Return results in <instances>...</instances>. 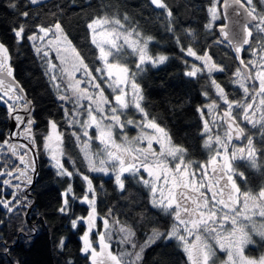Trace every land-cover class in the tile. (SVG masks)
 <instances>
[{
  "label": "snow or ice",
  "instance_id": "6c2138e0",
  "mask_svg": "<svg viewBox=\"0 0 264 264\" xmlns=\"http://www.w3.org/2000/svg\"><path fill=\"white\" fill-rule=\"evenodd\" d=\"M28 3L37 5L40 0H28ZM150 3L171 20L173 13L165 0H150ZM259 4L264 8V0H259ZM10 7L17 6L13 3ZM229 7L233 9V16L239 17L232 20L239 31L230 33L229 24L222 23L219 25L221 39L217 43L227 42L237 54L239 67L235 69L231 82L240 91V98L229 99L225 88L213 78V73L223 72L224 68L216 64L206 51L201 55L190 46L186 50L181 48L188 57L202 62V67L193 64L185 74L193 78L206 74L209 87L214 89L216 96V99L197 109L203 122L202 132L207 136L204 142L210 153L207 163L186 160L187 150L174 144L166 129L155 119H149L141 103L144 97L136 82V73L129 68L126 57L137 58L135 67L139 71H143L148 64H163L168 57H153L149 52V43L153 38L143 36L135 27H127L126 15L123 21L115 15L105 14L93 17L87 23L90 43L98 50L97 60L101 62L95 68L96 75L58 21L48 26L36 25V31L31 35L26 34L23 23L13 28L17 41L27 39L34 43L36 53L49 70L52 86L60 93L58 99L68 105L64 108L67 124L80 130L73 131L72 136L80 145L88 170L111 174L121 192L125 190L126 179L141 185L147 190L152 207L158 209L169 222L166 232L153 229L139 250L134 240V229L122 225L111 209L109 216L102 218V230L96 229L93 182L77 169L76 174L81 175L87 184L86 194L80 202L89 205L90 211L87 216L73 219L71 223L73 228L80 222L86 223L82 252L90 258V264H140L145 247L160 237L177 242L186 258L185 264H264V253L258 257L246 254L248 246L255 244L253 235L264 241V189L255 194L249 190L242 191L234 177L239 176L245 184L246 179L243 173L235 171L233 165L235 160L240 159L248 161L251 167H257V149L241 123L256 129L264 138V42L256 48L252 46L254 32L264 41V11L257 10L254 0H211L207 8L210 20L206 27L212 29L216 27L217 20L227 18ZM19 15L27 18L29 12L23 11ZM168 30L173 31L171 24ZM245 46L253 57L247 63L240 55ZM257 49L260 55H257ZM52 52L58 63L53 61ZM10 60L8 47L0 42V101L7 106L16 129H19H14L0 141V156L5 155L7 150L6 154L18 161L6 171L0 170V176L14 177L31 184L29 173L35 171L32 154L37 150L33 131L35 120L31 101L14 80ZM9 78H12L11 81ZM101 83L111 90V100L105 95V87ZM203 94L208 96L207 92ZM205 109L212 116L211 121L204 119ZM129 110L139 113L141 119L129 118ZM128 126L139 129L137 135L130 138L125 131ZM92 129H95V140L100 145L95 152L91 147ZM213 129L223 131L213 134ZM17 138H23L28 143L11 142ZM234 140L244 141V146L236 147ZM154 145L159 147V151ZM43 148L57 169V175L69 178L74 175L62 162L66 155L64 133L55 121H49ZM0 184L17 190L21 188V184L13 185L10 179L0 181ZM62 195L59 211L66 214L70 211L69 196L75 198L71 186ZM16 198V193H13L12 199ZM0 206L13 211L11 200L0 199ZM94 229L96 246L90 239ZM113 240L118 245H125L124 250L114 251ZM60 244L63 246V241ZM218 253L225 254L222 262Z\"/></svg>",
  "mask_w": 264,
  "mask_h": 264
},
{
  "label": "trees",
  "instance_id": "16d2710c",
  "mask_svg": "<svg viewBox=\"0 0 264 264\" xmlns=\"http://www.w3.org/2000/svg\"><path fill=\"white\" fill-rule=\"evenodd\" d=\"M165 2L172 10L171 20L150 0H41L37 5H30L28 0H0V42L9 49L15 81L32 103L37 149V170L34 178L31 177L32 184L25 186L22 180L0 176V181L10 179L13 185L21 184L19 190L0 184V199L11 200L13 208V211H8L0 206V264H90L89 258L81 252L79 239L84 223H78L75 228L71 223L73 219L87 216L90 211L87 204L77 200L86 194L87 188L81 175L76 174L77 169L92 179L97 216L107 217L111 209L120 223L134 229L137 242L143 241L153 229L165 232L169 228V222L158 209L152 207L149 195L141 185L126 179L125 190L121 192L110 176L88 170L79 145L72 136L73 128L67 124L64 108L68 105H63L56 97L45 62L35 53L30 41H17L13 33V28L21 23L26 27V34L31 35L36 31V25L48 26L58 21L96 75L95 68L100 62L97 60V49L90 43L87 23L93 17L105 14L115 15L121 20L126 15L127 27H135L143 36L153 38L149 43V52L168 57L163 64L145 66L138 75L136 81L144 97L142 106L151 119L166 129L173 143L185 148L192 158H204L197 107L202 103V93L209 90V81L206 74H198L194 78L185 74L189 58L181 48L186 50L190 46L201 55L206 51L216 64L224 68L223 72L213 73V78L225 88L230 99L238 98L230 81L239 67V60L228 43H217L221 39L218 25L212 29L206 27L209 22L207 8L211 0ZM13 3L16 8L10 7ZM23 11L29 12L27 18L19 15ZM169 24L173 31L168 30ZM240 55L246 61L245 51ZM126 61L131 64L130 56ZM8 113L7 106L1 101L0 141L8 136ZM49 121H55L64 133L66 155L62 162L69 171H73L71 178L57 175V169L51 165L43 150ZM255 145L259 147L263 159L264 145L261 146L259 141ZM6 151L0 156V165H3L0 170L4 171L18 164L16 158L8 156ZM236 166L244 172L252 189L264 184V168L253 173L244 163ZM69 186L75 198L69 196L70 211L65 214L59 209L62 193ZM13 193H16V199H12ZM89 196L92 194L89 193ZM32 200L34 204L28 210ZM185 259L174 241L160 237L144 249L140 264H185Z\"/></svg>",
  "mask_w": 264,
  "mask_h": 264
},
{
  "label": "rangeland",
  "instance_id": "374dc122",
  "mask_svg": "<svg viewBox=\"0 0 264 264\" xmlns=\"http://www.w3.org/2000/svg\"><path fill=\"white\" fill-rule=\"evenodd\" d=\"M40 1H41V0H40ZM221 2H223V0H221ZM254 2H255L256 5H257V10H258V11H264V8H261V6H260V4H259V0H254ZM208 16H209V13H208ZM209 20H210V17H209ZM122 21H123V20H122ZM208 23H209V22H208ZM222 23H224V19H223V20H217V21L215 22V24L218 25V28H219V25H221ZM49 38H50V37H49ZM252 39L254 40V42H253V44H252V46H253L254 48H256L261 42H264V41H262V40L260 39V37L257 36V34H256L255 32L253 33V38H252ZM30 43H31V46H32L33 50L35 51L34 43L31 42V41H30ZM35 43H36L37 46L39 45V42H35ZM226 43H227V42H226ZM35 53H36V51H35ZM97 53H98V50H97ZM36 54H37V53H36ZM150 54H151V53H150ZM245 54L247 55V59H246V61H245L246 63L248 62V60L253 59V57L250 55V52L248 51V46H245ZM37 55H38V54H37ZM151 55H152L153 57H156V56H160L161 54H151ZM185 55H186V52H185ZM257 55H260L258 49H257ZM38 56H40V55H38ZM40 57H41V56H40ZM186 57L189 58V61H188V70H187V71H190V70H191V65H193V64L197 65L198 67H202V62H201V61H197V60H195L194 57H188L187 55H186ZM41 58H42V57H41ZM127 58H128V57H126V59H127ZM52 59H53L54 62H57V63H58V61H56V59H55V53H54V52H52ZM130 60H131V64H130V62H127V63H128V66H129V68L132 70V72L136 73L135 79H137L138 75H139L140 72H141V71L137 70L136 67H135V64H136V62H137V58L134 57V56H130ZM43 61H44V60H43ZM100 63H101V62H100ZM148 65L152 66L151 64H148ZM148 65H145V66H148ZM157 65H158V64H157ZM145 66H144V67H145ZM45 68H46V72H47V74L49 75V70H48V68L46 67V65H45ZM49 78H50V75H49ZM233 78H234V77H232L231 81L233 80ZM50 80H51V79H50ZM231 81H230V82H231ZM136 82H137V81H136ZM51 83L53 84L52 81H51ZM231 85H232V87L234 88V90L237 91V94H236V95L238 96V98H240L241 93H240V91L238 90L237 86H235L232 82H231ZM101 86H102V87H105V85H104L103 83H101ZM52 88H53V90H54V92H55L56 97L58 98V95H59L60 93H59L54 87H52ZM205 92L208 93V96H205V95L203 94V93H205ZM203 93H202V94H203L202 96H203V99H204V100H203V103L198 107V109H199V108H202V107H204L206 104L210 103L212 99H216L214 89H211L210 87H209V90H208V91H204ZM105 95L108 96V99H109V100L112 99L111 90H110V89H107L106 87H105ZM238 98H237V99H238ZM5 99H6V98H5ZM229 99H230V98H229ZM0 102H1V101H0ZM61 102H62L63 105H66L65 102H63V101H61ZM218 102H219V101H218ZM141 103H142V102H141ZM220 107H221V109H223L224 105L221 103ZM128 116H129V118H132V119H134V120H139V119H141L140 114H139V113H136L134 110H129V112H128ZM199 116H200V120H201V128H200L201 146H202L203 151L205 152V157H204V159L199 160V159H196V158H192V157H190V156L188 155V153H187L185 159H186V160L190 159V160H192V161L199 162V163H207V160H208V158H209L210 153H209V150L204 146V142H205L207 136H206L205 134H203V132H202V129H203V122H202V118H201V115H200V114H199ZM148 117H149V116H148ZM122 119H123V117H122ZM149 119H151V118L149 117ZM204 119H208L209 121H211V119H212V116L209 115L207 109H205ZM238 119H239V118H238ZM240 126H241V127H244L246 135L251 136V137L253 138V142H254V144H255L256 141H259V142H261V146L264 145V138H262V137L259 135V133H258V131H257L256 129H252L251 126H249V125H247V124H245V123H241ZM48 131H49V130H48ZM73 131H80V130H79L77 127H73ZM125 131L127 132L128 136L131 138V137L137 135L139 129H136V128H134L133 126H128V127L125 129ZM222 131H223V129H213V134H216L217 132H222ZM251 131H253V134H251ZM47 133H48V132H47ZM90 135L93 136V141H92L91 147H92V150L95 152V151L100 147L99 142L95 140V135H96V133H95V129L90 130ZM44 137H45V136H44ZM116 138H117L118 141L120 140V136H119L118 133H117ZM43 144H44V138H43ZM174 144H175V143H174ZM233 144H234L236 147H243V146H244V141H238V142L233 141ZM176 145H177V144H176ZM214 146H215V145H214ZM154 147L157 149V151H159V147H158L157 145H154ZM255 147H256V149H257V167H251L248 161H246V160H240V159L235 160V161L233 162V165H234V164L236 165V164L244 163L245 165H247V167H248L249 169L252 170L253 173H258L259 171L263 170V168H264V158L262 159L263 154L259 153V147H257V145H255ZM79 149H80V145H79ZM43 150H44V148H43ZM44 152H45V154H46V157L49 159L51 165L53 166V162L51 161L50 156L46 153L45 150H44ZM80 152H81V151H80ZM231 152H232V148L230 147V148H229V154H231ZM81 154H82V157H83V153H82V152H81ZM83 159H84V158H83ZM84 162H85V161H84ZM85 164H86V162H85ZM235 165H234V169H235ZM236 172L239 173L240 171H236ZM94 173H96V172H94ZM100 174H103V173H100ZM103 175H104V174H103ZM105 176H110V177L113 179V182H114V177H113L111 174H109V175H105ZM234 178L237 179L238 176H236V177H234ZM114 184H115V182H114ZM115 185H116V184H115ZM116 186H117V185H116ZM261 189H264V188H261ZM261 189H260V190H261ZM146 191H147V190H146ZM249 191H251V190H249ZM62 194H63V193H62ZM80 198H82V197H80ZM80 198H77V200H78L79 202H80ZM88 206H89V205H88ZM107 215L109 216V214H107ZM108 216H107V217H108ZM102 218H104V217H99V216H97V219H96V221H95L96 229H100V230H102ZM257 219L259 220L260 218H257ZM110 222H111V219H110ZM83 223H84L83 231L79 234V239H80V242H81V252H82V247H83L82 237H83L85 231L87 230L86 223H85V222H83ZM121 224H122V223H121ZM122 225H124V224H122ZM168 229H169V228H168ZM168 229H167V230H168ZM167 230H166V231H167ZM152 231H153V230H151L149 233H147V234L145 235V238H144L143 241H141V242H137V241L135 240V238H134V240H135V242H136V244H137V250H139L140 246L143 245V244L145 243L146 238H147L149 235H151ZM159 231H160V232H163V231H161V230H159ZM166 231H165V232H166ZM91 236H92L93 239H91ZM252 238H253V240L255 241V244H254V245H249V246H248V249H246V254L251 255V256H253V257H258L261 253H264V241H261V239H260L259 236H257V235H253ZM90 239H91L92 242H93V246H96V239H97V236H96V230H95V229H94L93 233L90 234ZM172 241H174L175 244L178 246V244H177V242H176L175 240H172ZM125 247H126L125 245H118V244L116 243V240H113V250H114V251H121V250H124ZM178 247H179V246H178ZM145 248H146V247H145ZM179 248H180V247H179ZM97 250H99V249H97ZM129 250H130V249H129ZM82 253H83V252H82ZM218 256L220 257V261H221V262L225 259V254H224V253H218ZM89 260H90V258H89Z\"/></svg>",
  "mask_w": 264,
  "mask_h": 264
},
{
  "label": "water",
  "instance_id": "95a60500",
  "mask_svg": "<svg viewBox=\"0 0 264 264\" xmlns=\"http://www.w3.org/2000/svg\"><path fill=\"white\" fill-rule=\"evenodd\" d=\"M233 19H239V17H234L233 16V9H232V7H229V9H228V17L227 18H225L224 19V21H225V23H228L229 24V31H230V33H232V32H235V31H239V28H238V26H236V27H234L233 26V24H232V20ZM219 35H220V38H221V34H220V31H219ZM11 79L12 78H9V81H11ZM15 80V79H14ZM16 82V81H15ZM17 83V82H16ZM18 84V83H17ZM28 99V98H27ZM29 100V99H28ZM30 101V100H29ZM21 114H23V113H21ZM7 120H8V127H7V130H8V133L9 134H11V130H12V128H13V124H11V122L13 121L12 120V116L8 113V115H7ZM23 141H25V139H23V138H21ZM26 142V141H25ZM27 143V142H26ZM32 155H34V157H35V171L34 172H32V179L34 178V175H35V173H36V170H37V166H36V155H35V152L32 154ZM33 182V181H32ZM32 184V183H31ZM34 204V201L32 200V202L29 204V207H28V210H29V208L32 206Z\"/></svg>",
  "mask_w": 264,
  "mask_h": 264
},
{
  "label": "flooded vegetation",
  "instance_id": "af4514ba",
  "mask_svg": "<svg viewBox=\"0 0 264 264\" xmlns=\"http://www.w3.org/2000/svg\"><path fill=\"white\" fill-rule=\"evenodd\" d=\"M224 23H225V21H224ZM204 100V99H203ZM203 100H202V103H203ZM201 103V104H202ZM200 104V105H201ZM199 105V106H200ZM198 106V107H199ZM198 107H197V109H198ZM197 114H198V116H199V113H198V111H197ZM199 119H200V116H199ZM13 120V119H12ZM201 121V120H200ZM11 124H13V128H12V130H11V132L15 129V130H17V131H19V129H16V124H15V121L13 120L12 122H11ZM10 134L8 133V136H9ZM27 143H28V141L27 140H25ZM25 141H23L21 138H17V139H13L11 142L12 143H18V144H24V143H26ZM235 142H238L237 140H234ZM196 159H199V160H201V159H204V158H196ZM235 165V164H234ZM237 165V164H236ZM235 165V171H240L239 173H243L244 174V172L243 171H241V170H239L238 168H237V166ZM29 175H31V172L29 173ZM244 178L245 179H247V177H246V175L244 174ZM236 181H237V184L240 186V188H241V190L242 191H244V190H251V192L252 193H257V192H259L260 191V189L261 188H264V184H262L261 186H259L258 188H255V189H252L251 188V186L250 185H248L247 183L245 184L243 181H242V179L238 176V178L236 179ZM21 183H23V182H21ZM25 186L27 185L26 183H23ZM242 187H245V188H242Z\"/></svg>",
  "mask_w": 264,
  "mask_h": 264
}]
</instances>
